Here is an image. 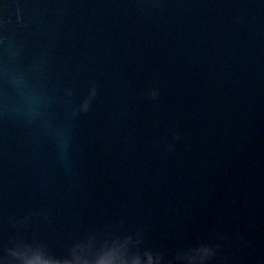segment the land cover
Listing matches in <instances>:
<instances>
[{
	"label": "water",
	"instance_id": "1",
	"mask_svg": "<svg viewBox=\"0 0 264 264\" xmlns=\"http://www.w3.org/2000/svg\"><path fill=\"white\" fill-rule=\"evenodd\" d=\"M0 264H264V0H0Z\"/></svg>",
	"mask_w": 264,
	"mask_h": 264
}]
</instances>
